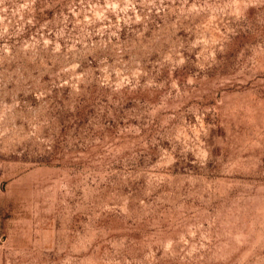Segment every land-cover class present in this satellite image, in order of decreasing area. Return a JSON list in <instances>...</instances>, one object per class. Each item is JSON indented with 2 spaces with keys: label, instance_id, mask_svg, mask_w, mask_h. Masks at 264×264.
<instances>
[{
  "label": "rangeland",
  "instance_id": "obj_1",
  "mask_svg": "<svg viewBox=\"0 0 264 264\" xmlns=\"http://www.w3.org/2000/svg\"><path fill=\"white\" fill-rule=\"evenodd\" d=\"M0 264H264V0H0Z\"/></svg>",
  "mask_w": 264,
  "mask_h": 264
}]
</instances>
